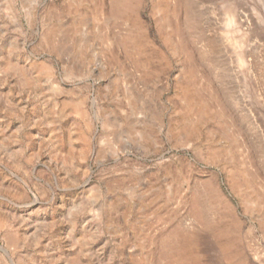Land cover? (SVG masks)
Instances as JSON below:
<instances>
[{
    "label": "rangeland",
    "instance_id": "rangeland-1",
    "mask_svg": "<svg viewBox=\"0 0 264 264\" xmlns=\"http://www.w3.org/2000/svg\"><path fill=\"white\" fill-rule=\"evenodd\" d=\"M0 264H264V0H0Z\"/></svg>",
    "mask_w": 264,
    "mask_h": 264
}]
</instances>
